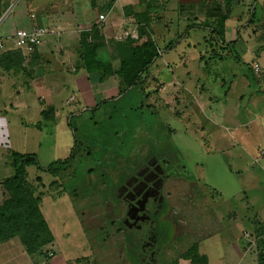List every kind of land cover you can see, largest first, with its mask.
Listing matches in <instances>:
<instances>
[{
  "label": "crops",
  "instance_id": "0c3cea01",
  "mask_svg": "<svg viewBox=\"0 0 264 264\" xmlns=\"http://www.w3.org/2000/svg\"><path fill=\"white\" fill-rule=\"evenodd\" d=\"M109 4L110 0H12L2 9L0 201L7 198L4 183L14 175L13 153L35 154L32 149L38 144V130L43 128L39 129L37 122L62 119L67 123L70 115L100 110L125 87L117 74L85 71L79 56L83 33L89 34L88 40L97 37L116 50V43L131 38L117 39L119 32L137 39L142 29L158 49V57L142 75L148 105L154 107L173 143L186 139L199 151L192 159L196 160L195 169H191L193 180L199 183L204 169L208 174L218 169L227 179L226 201L234 199L235 193L245 201L244 213L229 206L231 211L221 215L211 204L220 190L213 189L216 193L207 202L215 210L209 215L207 224L212 228L205 237L223 239L234 225L238 227L233 240L237 252H232V258L229 252L222 264H261L255 235L261 225L264 227V0H119L110 6L100 29L88 32ZM32 26H53V31L40 46L16 49L11 40L15 31ZM218 37L223 44L231 43L229 55L213 54L214 47L206 41ZM203 45L205 51L200 49ZM108 55L116 71L117 50ZM253 65L259 67V73ZM202 82H212L211 89L203 90ZM56 148L69 155L73 144H57ZM200 158L206 162L198 163L204 160ZM29 167L25 168L28 183L32 180ZM220 217L228 223L222 225L221 221L220 225ZM43 219L53 242V232ZM16 238L0 243V264H71L76 256L69 254L65 261L59 258L60 252L46 261L42 254H27L21 243L16 245ZM52 242L41 248L42 253ZM195 246L197 255L205 258L200 264L215 263L210 255L198 251V241ZM89 256L90 252L79 255L73 262L84 264ZM156 262L161 259L156 257ZM166 264L193 263L180 254Z\"/></svg>",
  "mask_w": 264,
  "mask_h": 264
},
{
  "label": "rangeland",
  "instance_id": "374dc122",
  "mask_svg": "<svg viewBox=\"0 0 264 264\" xmlns=\"http://www.w3.org/2000/svg\"><path fill=\"white\" fill-rule=\"evenodd\" d=\"M11 1L5 2L6 7L11 5ZM200 49L205 51L204 45ZM105 50L107 54L116 53L112 45ZM203 83V90L211 89L212 82ZM143 95L140 90H130L107 105L104 103L100 110L68 116L67 123L62 119L57 122L46 119L47 122L36 123L39 129L43 127L38 130V144L32 149L38 167L32 165L27 173L32 178L29 186L34 196L43 199L41 212L54 235L52 247L42 254L46 261L60 252L62 256L59 258L64 257L65 261L69 260V254L78 258L90 252L84 264H157L150 262L153 255L161 259L159 264H166L180 254L192 258L194 252L190 250L196 241L198 251L210 255L214 264L224 263L229 252L231 258L232 252H237L238 246L234 245L233 240L238 235V227L234 228V225H229L231 230L223 239L205 237L212 228L210 223L207 224L209 215L215 210L207 201L214 195L213 189L220 190L215 192L218 198L211 204L218 208L221 215L231 211L229 206L244 213L242 205L245 201L239 200L241 194L235 193L234 199L226 201L227 179L219 175L218 169L210 174L208 169H204L199 183L185 175L170 173L178 166L167 162L168 153L162 152L165 148L162 149L161 142L171 139L158 114H151V111L157 112L154 107H148L149 103ZM142 102L147 106L143 110L139 107ZM125 124H128V133L131 128H136V137L121 133ZM115 134L117 139L113 137ZM119 137L124 138L128 146L119 154L116 152L111 163L109 153L112 149L105 147L104 142L118 141ZM173 141L193 175L191 169H195L196 160L192 159L199 155V151L186 139ZM57 144L66 147L73 144V150L69 155H64L62 149L56 148ZM57 154L64 156L57 157ZM66 158L69 159L64 160ZM162 158L163 161L158 163L157 160ZM200 159L204 160L198 163L206 162V158ZM85 161L88 165L81 169ZM144 165L149 170L160 168L161 173H154L155 179L164 182L160 189H153L155 195L137 194L139 200L135 208L143 218L133 219L129 215L131 210L126 215L129 207L124 200L130 191L127 182L133 175L135 180H140L138 172ZM35 176H39L36 177L38 181ZM164 176H168L167 179L164 180ZM207 179L213 183L207 185ZM215 183L220 187H213ZM223 220L221 217L218 219L220 225L221 221L222 225L228 223L226 218ZM219 228L222 229L221 226ZM256 234V251L264 252L262 225ZM15 243L20 245L18 238ZM239 246H242L241 242ZM48 252L52 254L50 257L47 256ZM74 258L71 264H82L74 263Z\"/></svg>",
  "mask_w": 264,
  "mask_h": 264
},
{
  "label": "trees",
  "instance_id": "16d2710c",
  "mask_svg": "<svg viewBox=\"0 0 264 264\" xmlns=\"http://www.w3.org/2000/svg\"><path fill=\"white\" fill-rule=\"evenodd\" d=\"M6 1L7 0H0V14L2 9L6 7ZM110 3H112L111 0ZM111 5L112 4H109V6H107L102 13H108L111 11ZM100 27L101 26H96L94 24L88 32L93 33L97 29H100ZM88 35L89 34L83 33L80 39L81 49L79 56L85 71L87 73L100 72L103 76L117 74L125 86L123 90L119 92V95H124L130 90H140L142 93V90H144L142 86V75L153 63L154 59L158 57V49L150 39L149 33L141 29L137 39L127 38L123 43H116L115 48L119 56V66L116 71L112 70L111 57L109 58V55L105 50L106 45L99 41L97 37H92L91 40H88ZM220 38L222 40V37H218L214 38V41L207 40L206 42L208 45L212 44L210 48L214 47V50H212L214 52L213 54L216 55L221 53L224 54V56L229 55L231 52L229 49L231 43L223 44L220 41ZM143 98L146 99L145 94L143 95ZM139 107L143 110V108L147 106L144 105V102H142V105ZM148 107L152 108L151 105H148ZM151 114L157 113L151 111ZM135 130V127L131 128V133H128V124H125L121 133L130 135L134 138L137 136ZM113 137L116 138L118 136L115 134ZM120 137L118 139H120ZM126 142L127 141H125L124 138H121L118 141L113 140L111 142H104L106 145L105 147L109 146L112 149L109 153L112 156L110 160L111 163L113 162L116 152L119 154L121 150L128 146ZM161 143H163L162 149L165 148L162 152L168 153V157L166 156L168 160L167 162L178 166L177 169L175 168L170 173H179L182 174V176H187V178H193L188 166L182 160L174 144L168 139L167 141L165 140ZM157 161L160 163V161H163V158ZM12 164L14 168V175L4 183L8 196L0 201V243L17 237L22 246L25 248L27 254L41 255L43 254L41 248L52 242V235L43 219V216L41 215L39 209L40 199L38 196H34L33 189L30 188V183L26 180L25 172V168L27 166L35 165L38 167V162L35 155L13 153ZM87 165V161L83 162L81 164V169L87 167ZM145 165L142 166L140 168L141 170L138 172V175L141 177L140 180H135L133 175L127 182V186L130 187V191L126 193V200H124L129 207L126 215H128L129 210H131L129 215H131V218L133 219L134 217H140L139 219L143 218L142 213H138V210L135 208L139 200L137 198V194L141 193L144 196H150L153 193V195H155L153 189H160L164 182L163 180L159 181L155 179L156 175L154 173H161L160 168L156 167L154 170H149L148 166ZM46 170L49 172L48 168ZM167 177L168 176H164L163 179L165 180ZM36 181H38V178H36ZM150 185V188L152 189L148 188ZM29 190H31V192H29ZM135 211L137 213L133 214ZM190 251L194 252L193 257L184 256V258L190 259L193 264H200L204 262L205 258L197 255L195 244L192 246ZM263 254L264 252H259V260L261 264H264ZM152 258L150 257V262H156V256L153 255Z\"/></svg>",
  "mask_w": 264,
  "mask_h": 264
},
{
  "label": "built area",
  "instance_id": "2783aa9c",
  "mask_svg": "<svg viewBox=\"0 0 264 264\" xmlns=\"http://www.w3.org/2000/svg\"><path fill=\"white\" fill-rule=\"evenodd\" d=\"M112 5L116 3L119 0H111ZM110 12V11H109ZM108 13H101L97 15V19L95 21L96 26H102L108 16ZM126 22V21H125ZM128 23V22H127ZM127 23L124 24V27L127 25ZM123 26V24H122ZM90 30V29H89ZM87 30V31H89ZM53 31V26H32L27 29H17L12 36L11 40L16 49H27V48H35L37 46H40L44 37L51 33ZM122 31V30H121ZM119 37L117 39H120V37H131L133 38V35H129L127 32H119ZM5 44V39L0 37V52L3 51ZM253 70L255 73H259V67L257 65H253ZM52 254L50 252L47 253V256L50 257Z\"/></svg>",
  "mask_w": 264,
  "mask_h": 264
}]
</instances>
